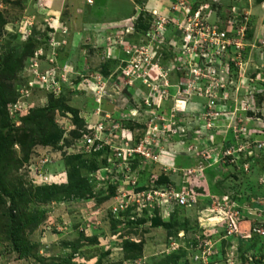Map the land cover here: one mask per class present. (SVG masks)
I'll list each match as a JSON object with an SVG mask.
<instances>
[{
	"label": "rangeland",
	"instance_id": "1",
	"mask_svg": "<svg viewBox=\"0 0 264 264\" xmlns=\"http://www.w3.org/2000/svg\"><path fill=\"white\" fill-rule=\"evenodd\" d=\"M233 11L241 63L205 67L197 23ZM0 58V264H264V0H0ZM47 118L58 139L32 131ZM84 118L114 147L157 127L164 157L131 165L125 200L194 202L112 212L125 184L79 146ZM203 207L224 220L203 227Z\"/></svg>",
	"mask_w": 264,
	"mask_h": 264
},
{
	"label": "built area",
	"instance_id": "2",
	"mask_svg": "<svg viewBox=\"0 0 264 264\" xmlns=\"http://www.w3.org/2000/svg\"><path fill=\"white\" fill-rule=\"evenodd\" d=\"M248 13H240L239 11H233L229 18L228 22L222 27L219 28L214 22L210 23L209 21H205L203 17H200L201 22L197 32V38L199 40V47L205 50V52H201L198 56L207 57L203 64L205 67L211 66L214 62H216L217 55L220 57L225 56L226 61L232 62L235 66H238L241 62V53H240V41L241 37L244 33V29H246V22L248 21ZM198 17V13H195V17ZM195 21V20H194ZM195 24V26H197ZM200 50V49H199ZM195 54V53H194ZM227 57L229 58L227 60ZM228 62H225L228 65ZM192 73L190 72V76L192 77ZM197 76V74L195 75ZM199 76V75H198ZM209 83H211L209 81ZM214 102L211 101L210 104L213 105ZM87 125L85 126V131H81L84 133L81 138L80 147L84 148L83 152H101L103 149V153H107V162L110 167H115V171L122 174L123 179L120 180L121 183L125 184L124 187L117 188V193L112 200V212L121 211L123 208H127L129 205L137 204V205H150L153 202L154 206H160L164 208V211L168 214L171 210H173L176 206L190 205L189 202H194L195 196L189 193L187 190L184 191H162L160 190H150L145 189L142 191H133L134 199L132 201H127L125 198L129 193L125 192V189L129 185V180L132 182V186L134 185V177L131 175V165L135 162H140V165L145 164H153L155 162H159L161 157L164 155L161 152V147L159 142L155 140L158 138V130L156 126H153L152 123L146 126L144 130V135L136 142H132V140L124 141L122 144L114 147L108 144V141L105 139V133L103 132V126L100 124L98 126H91L88 123L90 121H85ZM163 129V128H162ZM128 132V129H126ZM105 167L104 169L107 170ZM103 178V176H102ZM140 188V187H139ZM130 198V197H129ZM133 206V205H132ZM214 211V210H212ZM215 213H219V211L215 210ZM218 215V214H217ZM224 220V217H223ZM218 223V222H217ZM216 223V224H217ZM210 223L204 221V223H200L203 227H208ZM231 227L236 230V226L233 221H231ZM260 227V226H258ZM252 230L258 233L261 236H264V225H261L260 228H252ZM231 231H228L230 234ZM250 237V234L247 235Z\"/></svg>",
	"mask_w": 264,
	"mask_h": 264
},
{
	"label": "trees",
	"instance_id": "3",
	"mask_svg": "<svg viewBox=\"0 0 264 264\" xmlns=\"http://www.w3.org/2000/svg\"><path fill=\"white\" fill-rule=\"evenodd\" d=\"M1 66L2 67H8L9 65H8L7 61H4L3 59L0 58V68H1ZM69 109H70V112L74 115L75 122H77V120H78V111H76L75 109H71V108H69ZM79 123H78L79 124L78 126H82L80 120H79ZM44 125H45V129H42V128H40V125L39 126L37 125V129L33 128L32 131H35V134H37V136H38V132H41V133H44V137L49 135V137H51V138H55V137H56V139L59 138V131H58L57 127L53 124L52 119L47 118L45 120V124ZM32 134H34V133H32ZM101 154H102V151H101ZM96 155H100V153H97ZM41 188H42V190L44 188V189H47L46 191H50V190L53 191L52 187H44L43 186Z\"/></svg>",
	"mask_w": 264,
	"mask_h": 264
},
{
	"label": "bare ground",
	"instance_id": "4",
	"mask_svg": "<svg viewBox=\"0 0 264 264\" xmlns=\"http://www.w3.org/2000/svg\"><path fill=\"white\" fill-rule=\"evenodd\" d=\"M177 103L183 105L184 102H182V100H177ZM183 103V104H182ZM214 211H212L211 208H202L199 212V222L200 223H204V221L209 222L210 224L208 225V229H211L212 227H214L216 225V223L218 222H222L223 221V213H218L219 215L213 213Z\"/></svg>",
	"mask_w": 264,
	"mask_h": 264
},
{
	"label": "crops",
	"instance_id": "5",
	"mask_svg": "<svg viewBox=\"0 0 264 264\" xmlns=\"http://www.w3.org/2000/svg\"><path fill=\"white\" fill-rule=\"evenodd\" d=\"M91 110V109H90ZM89 115H91V116H94L95 114L94 113H92L91 111H90V114ZM92 118V117H91ZM151 164V163H150Z\"/></svg>",
	"mask_w": 264,
	"mask_h": 264
}]
</instances>
